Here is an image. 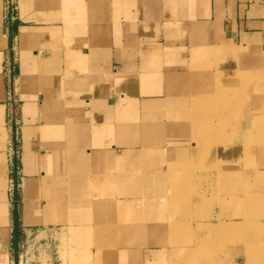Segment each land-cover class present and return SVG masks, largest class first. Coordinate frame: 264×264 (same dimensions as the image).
I'll use <instances>...</instances> for the list:
<instances>
[{
	"label": "crops",
	"instance_id": "1",
	"mask_svg": "<svg viewBox=\"0 0 264 264\" xmlns=\"http://www.w3.org/2000/svg\"><path fill=\"white\" fill-rule=\"evenodd\" d=\"M13 1L0 264H177L160 184L198 163L229 186L232 231L248 220L231 259L198 264H264V0Z\"/></svg>",
	"mask_w": 264,
	"mask_h": 264
},
{
	"label": "rangeland",
	"instance_id": "2",
	"mask_svg": "<svg viewBox=\"0 0 264 264\" xmlns=\"http://www.w3.org/2000/svg\"><path fill=\"white\" fill-rule=\"evenodd\" d=\"M257 126L260 127L259 124ZM146 169L150 168L145 167L143 171L146 172ZM213 171L214 167L209 165L189 164L176 170V173L164 176L165 181L160 184L161 190L172 196L166 209L171 207L176 221L173 230L163 234V241L177 246V264H194L191 263L193 261L198 264L200 259L209 262L216 258L229 260L232 246L243 243V235H247V219L242 220L244 222L239 225V231H232L233 208L228 202L231 192L229 186L217 181ZM142 186L150 191V183L143 181ZM218 221L219 227L215 225ZM262 240L251 239L249 244L258 248L263 245Z\"/></svg>",
	"mask_w": 264,
	"mask_h": 264
},
{
	"label": "built area",
	"instance_id": "3",
	"mask_svg": "<svg viewBox=\"0 0 264 264\" xmlns=\"http://www.w3.org/2000/svg\"><path fill=\"white\" fill-rule=\"evenodd\" d=\"M7 4L9 6H13L14 10L16 9V6L14 5L15 2L13 0H8ZM16 65H17V55L14 54L12 59L6 60L5 67H4V75H5L7 84H8L7 98L10 103H14V104L18 102L16 98V94L14 93L13 88H12L14 84V79H15ZM10 165H11V170H13L15 166L13 155L10 156Z\"/></svg>",
	"mask_w": 264,
	"mask_h": 264
},
{
	"label": "bare ground",
	"instance_id": "4",
	"mask_svg": "<svg viewBox=\"0 0 264 264\" xmlns=\"http://www.w3.org/2000/svg\"><path fill=\"white\" fill-rule=\"evenodd\" d=\"M258 60V59H257ZM264 61V60H263ZM258 62H260L259 60H258ZM262 230V229H261ZM263 232V231H262Z\"/></svg>",
	"mask_w": 264,
	"mask_h": 264
}]
</instances>
